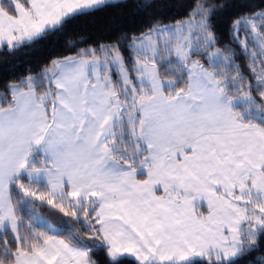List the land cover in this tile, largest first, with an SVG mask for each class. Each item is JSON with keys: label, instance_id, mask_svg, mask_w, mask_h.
<instances>
[{"label": "snow or ice", "instance_id": "obj_1", "mask_svg": "<svg viewBox=\"0 0 264 264\" xmlns=\"http://www.w3.org/2000/svg\"><path fill=\"white\" fill-rule=\"evenodd\" d=\"M60 37L0 78V264H264V0H0Z\"/></svg>", "mask_w": 264, "mask_h": 264}, {"label": "trees", "instance_id": "obj_2", "mask_svg": "<svg viewBox=\"0 0 264 264\" xmlns=\"http://www.w3.org/2000/svg\"><path fill=\"white\" fill-rule=\"evenodd\" d=\"M95 25L91 22L90 19H81L75 21L73 26H70L71 29H75L76 34H89ZM64 37H60L59 39L51 38L49 42L44 43L39 48L34 51H29L27 54H18L17 58L6 57L0 54V78H3L5 75H10V73L4 72V67L6 64L11 63H27L35 64L41 60L46 59L49 56H55L62 51L63 48ZM18 71H22L23 68L17 69ZM241 264H244L242 261Z\"/></svg>", "mask_w": 264, "mask_h": 264}]
</instances>
